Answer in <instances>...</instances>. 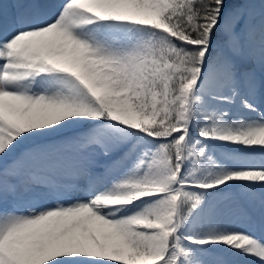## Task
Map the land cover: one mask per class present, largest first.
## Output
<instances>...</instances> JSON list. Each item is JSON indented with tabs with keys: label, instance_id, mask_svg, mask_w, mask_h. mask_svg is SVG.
<instances>
[{
	"label": "snow or ice",
	"instance_id": "snow-or-ice-1",
	"mask_svg": "<svg viewBox=\"0 0 264 264\" xmlns=\"http://www.w3.org/2000/svg\"><path fill=\"white\" fill-rule=\"evenodd\" d=\"M0 264H264V0H0Z\"/></svg>",
	"mask_w": 264,
	"mask_h": 264
}]
</instances>
